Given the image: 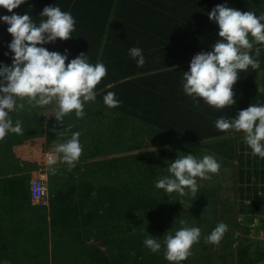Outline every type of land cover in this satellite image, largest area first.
<instances>
[{"label": "trees", "instance_id": "1", "mask_svg": "<svg viewBox=\"0 0 264 264\" xmlns=\"http://www.w3.org/2000/svg\"><path fill=\"white\" fill-rule=\"evenodd\" d=\"M55 3L72 13L76 29L70 39L44 47L60 53L67 49L69 60L85 53L91 63L103 62L108 71L96 86L95 102L85 103L83 118L73 113L62 122L49 120L56 144L68 139L64 133L72 129L66 124L71 121L83 146L75 167L58 168L57 176L51 177L47 205L34 204L49 209L58 239L51 241L53 248L71 249L78 257L76 264H169L163 245L153 253L144 239L150 234L163 241L169 231L198 226L201 237L193 245L197 248L192 246L181 264H258L264 259V242L250 236L264 225V159L251 155L242 132L230 137L231 130L219 131L214 122L226 115L235 118L251 104H264V45L254 44L252 49L260 69L241 72L233 85V106L218 110L196 103L183 93L181 79L191 58L210 51L219 39L218 26L208 17L216 5L260 15L264 0H28L13 12L27 13L39 22L43 8ZM6 14L11 13L0 8V15ZM7 27L0 23V62L10 65L12 54L5 56L12 39ZM131 47L143 49V67L129 57ZM108 91L116 93L119 107L103 103ZM28 108L11 114L14 122L22 121L23 135L0 140L3 157L17 154L14 141L37 134L38 121L29 119ZM147 140L151 142L145 144ZM187 153L198 158L213 155L221 166L233 170L238 183L235 203L212 195L206 185L200 198L192 192L182 198L154 187L168 174L167 164ZM5 166L15 169L8 162ZM113 174L119 179L108 184ZM27 183V176L0 181L9 216L12 206L23 203ZM183 200L189 203L185 208ZM221 222L231 229L219 243L208 242ZM37 264L48 262L41 258Z\"/></svg>", "mask_w": 264, "mask_h": 264}, {"label": "clouds", "instance_id": "2", "mask_svg": "<svg viewBox=\"0 0 264 264\" xmlns=\"http://www.w3.org/2000/svg\"><path fill=\"white\" fill-rule=\"evenodd\" d=\"M27 2L0 0V8L11 13L0 15V23L8 26L7 32L12 37L7 44L9 51L5 52V56L12 54L11 64L0 62V140L9 134L23 135L22 121L14 122L11 117L12 113L25 110V103L18 101H26L31 108L54 103L50 116L58 122L73 112L77 118H83L85 103L95 102L96 86L108 71L103 62L91 63L85 53L69 60L67 49L60 53L44 47L54 44L57 39H70L76 29V19L56 3L43 8L39 22L27 13L13 12ZM208 17L218 26L219 39L210 51H201L191 58L188 70L183 71L181 87L183 93L196 103L222 110L236 103L233 85L239 74L249 68L260 69L261 62L254 58L252 49L254 44L264 45V14L241 12L227 4H218ZM128 55L136 61L137 67L144 66L142 48L131 47ZM259 55L260 50L257 49L255 57ZM106 87L111 88L112 85ZM103 103L108 108H117L121 101L115 92L108 91L103 96ZM214 123L222 132H242L251 155L264 159V104H251L240 110L235 118L221 116ZM80 136L79 131L73 132L70 138L57 144L48 154L46 167L49 173L55 175L58 163L66 164L69 169L75 167L83 152ZM167 165L168 174L158 178L154 187L181 195L185 190L196 193L197 178L210 179V174H217L221 167L213 155L198 158L191 153L177 156ZM227 230V224L218 223L208 235V242L219 243ZM200 237L198 226H183L174 233L167 232L163 241L149 234L143 243L153 253L160 251L163 245L164 258L169 264H181Z\"/></svg>", "mask_w": 264, "mask_h": 264}, {"label": "crops", "instance_id": "3", "mask_svg": "<svg viewBox=\"0 0 264 264\" xmlns=\"http://www.w3.org/2000/svg\"><path fill=\"white\" fill-rule=\"evenodd\" d=\"M53 109L29 106L27 109L31 114L29 119L36 118L38 121L37 134L19 142L14 141L13 149L17 150L15 156L7 153L3 157L0 153V181L16 179L21 176L28 178L27 192L23 193V203L12 206L13 214L11 216L7 214V207H3L6 205V201L3 198L4 194L0 193V264H37L41 262V258L48 263H55L56 256H59L57 263H77L78 257L71 249L67 252H64L62 248L55 250L50 244L51 241H55V231L51 224L49 209L34 205L29 193V181L37 176L38 172L45 173L47 180L50 177L46 159L57 145V139L52 130L48 129ZM6 162L9 163V167L14 166L15 169L7 170V166L4 167ZM64 165L58 163L56 168L66 167ZM24 166L26 168L28 166V168L26 169ZM43 233L44 235H42ZM46 246L47 252L45 253Z\"/></svg>", "mask_w": 264, "mask_h": 264}, {"label": "rangeland", "instance_id": "4", "mask_svg": "<svg viewBox=\"0 0 264 264\" xmlns=\"http://www.w3.org/2000/svg\"><path fill=\"white\" fill-rule=\"evenodd\" d=\"M230 0H228L229 2ZM28 105L27 103L25 102V108H27ZM55 108V104H50V105H47V106H43L41 107L42 109L43 108ZM54 110V109H53ZM74 113V112H73ZM72 113V114H73ZM66 117V116H65ZM69 118V116H68ZM55 122V117L54 119H52V123ZM67 126H68V129H69V126L72 128L70 129L69 132H65L64 133V138L65 137H68L70 138L71 137V134L73 132H76V131H79V129H75V122L72 123L71 121H67L66 122ZM49 129V128H48ZM92 131H94V129H92ZM80 132V131H79ZM230 137H239V136H242L241 133H238V132H234V131H231L229 133ZM149 138V137H148ZM151 139V138H149ZM65 140V139H64ZM151 142V140H147L145 141V144H149ZM154 145V144H153ZM152 145V146H153ZM135 152L134 150H130L129 153H133ZM110 157V156H109ZM63 164V163H62ZM66 165V164H65ZM64 165V166H65ZM67 166V165H66ZM68 167V166H67ZM40 169V168H39ZM38 169V170H39ZM64 169H66L64 167ZM41 171V170H40ZM59 171V169H58ZM232 169L229 168V167H223L221 166L220 167V170L217 174H210L211 175V178L210 179H206V180H201L199 178H197L198 180V191L196 193H194V195L196 196V198H200L201 197V191H204L203 190V185H206L208 187V189L211 191L212 195H216V196H219V197H226L227 200H229L230 202H233L235 203L234 200H236V196H237V192H233L235 189L238 190V183L236 182V179H235V182L233 181V176H232ZM50 174V177H49V180H48V192L50 191V183L53 181L51 179V177L53 178L54 176L56 177L57 176V173L56 175H53L51 173ZM121 176V174H120ZM119 179V174H116V175H111V177L109 178V182L108 184H111L112 181H116ZM234 182V183H233ZM113 186V185H112ZM187 193H191L190 191L188 190H185V193L182 195V198L185 197V195H187ZM181 195V194H180ZM228 195V196H227ZM185 200L182 201L181 203V206H183L184 208L186 207V205L188 206L189 203H184ZM209 209L211 207H208ZM257 223V222H256ZM258 225H263L261 224L260 222L257 223V226ZM229 225H228V229H229ZM258 228V227H257ZM231 229V228H230ZM233 230H237L236 228L232 227ZM256 229V228H255ZM254 239V241L256 240H263L264 242V225H263V228H260V229H257V230H254L253 232V235L250 236V239ZM54 240H58L56 238V235L54 236ZM63 241V240H62ZM194 248H197V246H193ZM57 258H54V262L57 261L58 257L59 256H56ZM48 264H58V263H48ZM68 264H73V263H68ZM76 264V263H75ZM258 264H264V259L261 260L260 262H258Z\"/></svg>", "mask_w": 264, "mask_h": 264}, {"label": "built area", "instance_id": "5", "mask_svg": "<svg viewBox=\"0 0 264 264\" xmlns=\"http://www.w3.org/2000/svg\"><path fill=\"white\" fill-rule=\"evenodd\" d=\"M30 199L33 204L47 205L48 201V180L45 173L38 172L29 181Z\"/></svg>", "mask_w": 264, "mask_h": 264}]
</instances>
